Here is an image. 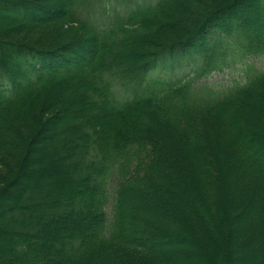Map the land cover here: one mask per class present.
Instances as JSON below:
<instances>
[{"label": "trees", "instance_id": "16d2710c", "mask_svg": "<svg viewBox=\"0 0 264 264\" xmlns=\"http://www.w3.org/2000/svg\"><path fill=\"white\" fill-rule=\"evenodd\" d=\"M237 1L0 0V15L24 26L10 37L0 32V231L12 238L0 264H177L173 251L143 252L146 240L176 238L204 253L218 244L213 264H264V134L247 138L240 115L227 113L252 104L264 119V67L248 63L264 55V0H255L263 24L238 14L218 23L223 11L243 7ZM194 3L209 6V17L169 24L173 10L188 21ZM214 31L226 35L209 42ZM193 60V77L147 82L152 70L185 71ZM226 68L243 82L195 86ZM161 130L190 145L187 167L201 183L181 186L189 207L148 215L153 234L131 241L126 195L156 196L176 174L157 144ZM38 148L63 165V187L78 192L59 194L60 180L22 182ZM218 154L220 168L249 175L235 171L232 191L219 178Z\"/></svg>", "mask_w": 264, "mask_h": 264}, {"label": "rangeland", "instance_id": "374dc122", "mask_svg": "<svg viewBox=\"0 0 264 264\" xmlns=\"http://www.w3.org/2000/svg\"><path fill=\"white\" fill-rule=\"evenodd\" d=\"M58 1L59 0H53L55 5L60 3ZM237 3H242L243 7L241 6L240 8L237 7L232 12H228V13H226L228 10L226 12L223 11L222 14L220 15L222 16V18L218 20L220 21L218 23H224L226 25L228 23L227 22L228 17H229L228 15L232 16V14H238L244 19H246L247 16H250V18L254 19L255 23L263 24V20H262L263 18L259 16V12H258L257 4L255 0H247V2L246 0H241V1H237ZM182 4H184V2ZM184 5L183 7H186L188 5V1H187V4H184ZM212 6L213 5H211V7ZM188 7L190 8L189 9L190 13H194L193 15L189 17L190 19L188 21L186 20L187 17L184 16V14L180 12V10L179 11L173 10L172 14L170 15L171 17H173V19L169 21V24L174 26V24L178 22L176 20L181 18V20H179L180 21L179 23L183 22L184 26L189 27L192 24L191 20H194L196 22L197 21L201 22V19L204 18L205 16L209 17L210 12L207 11V9L210 8L209 6L207 8H203V7H200V5L194 3ZM205 9L207 13H205ZM263 13H264V10H263ZM202 14H205V16L203 17ZM261 16L264 17V15H261ZM195 17H198V18H195ZM13 21L7 17L5 18V16L3 15H0V32L2 31L4 35H7L8 37H10V35H14L17 32H21V29L22 30L24 29V26L19 28L18 26L15 25L18 21H16L15 23ZM184 21H187V22L184 23ZM236 23L237 21H235L233 24H236ZM56 24H58V22ZM64 28L65 30L70 31V34H71V31H74V30H71V28L69 27H64ZM200 32H201V35L205 36L204 29L201 30ZM225 33H226L225 31H223V33L221 31L220 32L214 31L212 33V37L210 38L209 42H211L212 40H215L216 42L217 40L219 41L220 37L223 36ZM77 48L78 46H76L74 49H77ZM132 49H136V47L133 46ZM138 50L140 51L141 48H138ZM65 53H70V52L68 50ZM51 60H53L52 57H51ZM185 62H188V61H185ZM193 62L194 60L189 61V64L186 65V69H185L186 72L181 70V68L176 69L175 72H163V69L153 70L152 72L153 74L149 76V79L147 82L151 81V78L154 77L155 75H158L166 79L173 78L176 75L183 76L184 74L188 78L193 77L196 75V72L192 70L193 65H194ZM248 63L255 65L256 67H258V69H261L264 67V55L251 57L248 60ZM188 74H190L191 76H189ZM243 80H244L243 74L238 69L226 68L223 71L212 72L209 76L203 79H198L195 83V86L203 87V89L206 86H210L220 91V90L225 89L226 87H229L233 82H243ZM69 95H71V92L65 91L61 93L60 97L66 98ZM251 105L247 107H244V105L240 107L233 106L231 108L232 111H227V113H230L231 115L232 114L240 115L241 121L240 119L236 121L238 130L244 133L246 132L247 138H256L258 134H261V133L264 134V119L259 118V112L257 111V107L254 105L252 106ZM260 115H262V113ZM232 124L228 125L229 129L234 128ZM47 141L48 139L46 138L44 139L43 142H47ZM157 142H158L157 144L159 145L162 144L161 154L162 155L164 154V157L165 155L169 157V160L166 162L167 164H169V165H166L168 167L167 169L169 170V171L167 170V172L171 173L170 171H172L173 173H176V174H175V177L170 178L168 182V189H166V191L162 190V192L157 194L156 196L146 197V195L141 194V196L138 198V197H135V195H138V193L137 194L133 193L131 195L129 193L126 195L127 198L125 199V204L127 206L129 205V211H130L127 214V217H130L133 219L130 221V225L127 224L129 230L133 229V232H132L133 236L131 235H130L131 237L129 236L130 239H132L131 241H140L139 239L146 238L147 235L153 234L151 233V230L148 229L149 228L148 222H147L149 221L148 215L151 214L153 216V214H156L157 216H160L161 213H164V215L166 214L167 217L170 218L173 212H177L181 209L189 207L190 201L188 199V196H186V193H184L185 189L184 188L182 189V187L190 185L191 187L195 188V187H199V182L201 183V179H199L200 174L198 172L195 173L192 170H189L190 168L187 167L188 163L191 162V157H192L190 153L188 154L189 152L188 148L190 147L188 143H185V142L183 143L182 140L180 141L179 138L177 137L176 138L171 137V140L169 141H166L163 139V140H157ZM45 153L46 151L44 148H38L35 154H33V156L31 157L32 164L28 167V169H26L24 176L22 178V182L23 183H34L35 182L36 184L38 183V185L41 183L42 184L45 183L48 185L53 183V185L55 186L58 184L56 183L58 182L57 180H60L61 183L59 182V184L56 186V188L59 189L60 191L59 194L63 193L65 195L68 193L72 194V192H75V193L78 192L77 190H75L74 187H72L73 185L70 188L63 187V183H69V180L66 178V176L64 175L62 171L63 165H60L56 160L54 161L51 157H48L47 154ZM219 155L220 154H218V157H215V159L220 168L221 162L223 161L222 163H225V161L221 160L223 159L222 157L224 156L222 155L219 156ZM248 155L251 158V154L248 153ZM232 165L234 166V168ZM232 165H227V167L224 166L223 168L221 167L218 170L219 171L218 175L220 179L222 177V180L224 181V179L227 178V180H225L226 181L225 185H227V187L230 188V191L234 189L232 179L234 177L233 175L235 174L234 173L235 171H236L235 175L237 176L241 175L242 177H244L247 175L249 177L247 172H244V171L242 172L241 169L237 170L236 166L234 164ZM181 168H182V171H179ZM170 175H172V173ZM15 191L11 192L13 196L14 194H17L19 192L18 190L16 192ZM141 207L144 209H142ZM163 217L166 218V216H163ZM2 224L4 223L0 222V226H2ZM159 235L163 236L164 233H160ZM183 236H188L189 238H191L190 234L184 233ZM11 239L12 238L10 236L0 231V250L3 251L2 252L3 254L8 253L9 241H11ZM146 241L144 240V242H146L145 243L146 245H144L145 248L143 251V252L147 251L145 252V255L147 256L149 254L152 255L151 252L149 251L150 249H153V251H158L161 253H164L170 250V252L173 251L176 253L175 254L176 257L174 261H176L177 264H181V262L186 263V261H189L190 264H213L212 259L213 260L215 259V255L217 254V252L222 251L219 245L215 244L213 245L214 249H210L206 253L199 252V251H196L195 249H191V247L189 248L188 243L187 242L185 243V240L183 239L179 240V238H176L175 240H170V241L166 240L167 241V242L165 241L166 245H164L162 240L161 241L146 240ZM251 245H252V242H251ZM253 246H251V248H253ZM184 249H186L187 251H183ZM137 250L141 252L140 248H137ZM186 252H189V253L191 252L190 253L191 256L187 257L188 254ZM181 253H185V254H182L183 255L182 256ZM3 254H0V257ZM142 254L144 255V253ZM218 255L219 253L216 256ZM238 256H241V255L239 254ZM194 257L198 261L197 260L195 261L194 259L192 260V258ZM253 259H256V258H253Z\"/></svg>", "mask_w": 264, "mask_h": 264}, {"label": "bare ground", "instance_id": "6f19581e", "mask_svg": "<svg viewBox=\"0 0 264 264\" xmlns=\"http://www.w3.org/2000/svg\"><path fill=\"white\" fill-rule=\"evenodd\" d=\"M149 43H152V40L149 41ZM133 57H134V58H139V57H144V55H143L141 52L136 51V52L133 53ZM143 59H144V58H143ZM138 63H142V60H141L140 62H138ZM160 135H162L161 137H162L164 140H166V141L171 140V137H172V135H171L169 132L165 131V130H161ZM173 144H174V143H173ZM40 161H41V160H40ZM140 196H141V194L135 195V197H140ZM141 208H142V207H141ZM137 209H138V208H137ZM142 209H144V208H142Z\"/></svg>", "mask_w": 264, "mask_h": 264}]
</instances>
